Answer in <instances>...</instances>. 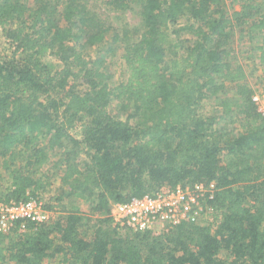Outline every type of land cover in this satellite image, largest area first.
<instances>
[{
  "label": "trees",
  "instance_id": "obj_1",
  "mask_svg": "<svg viewBox=\"0 0 264 264\" xmlns=\"http://www.w3.org/2000/svg\"><path fill=\"white\" fill-rule=\"evenodd\" d=\"M101 1L138 6L143 26L136 41L124 31L126 76L116 83L105 53L116 56L120 36L93 51L108 28L80 0H0V29L14 44L0 57V169L9 175L0 201L40 200L54 166L65 197L87 201L91 214L44 203L62 213L0 233V264H264V116L232 47L238 35L262 36L246 60L258 52L264 64V0H232L238 9L225 0ZM47 54L62 67L49 69ZM225 85L233 97L217 100ZM113 103L122 114L109 111ZM77 124L79 139L69 132ZM199 181L219 188L212 222H182L162 236L111 226V202L142 196L146 183Z\"/></svg>",
  "mask_w": 264,
  "mask_h": 264
},
{
  "label": "built area",
  "instance_id": "obj_2",
  "mask_svg": "<svg viewBox=\"0 0 264 264\" xmlns=\"http://www.w3.org/2000/svg\"><path fill=\"white\" fill-rule=\"evenodd\" d=\"M252 101L264 116V92L254 91ZM219 191L214 181L195 183H164L142 196L123 202H111V226L120 234L147 233L162 236L182 222H212V200ZM55 218L53 211L44 207L41 200L0 201V233L8 234L19 222L25 230L26 223L36 227L49 224ZM121 231H124L121 233Z\"/></svg>",
  "mask_w": 264,
  "mask_h": 264
},
{
  "label": "rangeland",
  "instance_id": "obj_3",
  "mask_svg": "<svg viewBox=\"0 0 264 264\" xmlns=\"http://www.w3.org/2000/svg\"><path fill=\"white\" fill-rule=\"evenodd\" d=\"M80 2L87 7V9L91 10L93 12V15L95 17V20L97 23H99L104 28H108V32L106 33L104 43L101 45H98L97 47L93 46L92 50L96 51L99 50L98 48H101L102 50H107L108 47L111 46V38L114 34H117L120 36L119 40L113 44V46L118 47V52L116 56L109 57V53H105L106 57V66L107 69L114 74V78L112 80L113 83H116L121 78L126 76V68L123 64V60L121 59V54L123 52V34L124 31L126 32V35L129 41H136L139 39V36L141 32L143 31L142 21L141 17L139 15V8L136 5H131L123 10H112L109 7H107L104 3H102L101 0H80ZM226 8L227 9H233L239 8V4L232 1V0H225ZM185 23V20L182 18L176 27L181 26ZM175 26L170 25V28L168 30L169 33H171L172 39L177 38L178 36L174 33ZM183 36V34H181ZM262 36L256 35V37L253 39V41L249 42L247 36L244 34L238 35L235 37L234 41L232 42V47L239 52V55L242 59V63L244 64V70L246 75V82L250 88L253 89V91L257 92H264V64L259 63L258 58H256L259 54L256 52L253 56L252 62H248L246 60L247 56L249 55L250 47H253L255 45H258L262 42ZM14 49V44L8 39V37L5 36V34L0 29V57L1 59H9L12 55ZM43 63L46 64V66L51 70H56L62 67V62L60 59H58L54 55L47 54L42 58ZM248 62V63H246ZM85 84H82L81 81L77 84V88L79 90H83L85 88ZM217 100L219 98L223 97H233V91L228 88V86H224L220 91H218L217 94ZM215 95L212 99L215 98ZM236 97V95H235ZM211 99V101H212ZM216 99V98H215ZM232 100V98H229ZM233 101V100H232ZM214 102V101H212ZM211 105H208V109L211 111L212 107ZM208 110V111H209ZM109 111L112 114L119 115L122 114L120 112L119 105L117 103H113L109 106ZM124 116V115H122ZM238 124V118L237 116H234L231 118L230 127H233ZM82 125L77 124L76 127H73L70 129V134L76 138H81L82 133ZM80 147L83 149V145L80 144ZM51 159H54L57 161L59 158L58 155L52 154ZM19 158H17L16 163H19ZM87 157L85 154H80L79 161L84 162L87 161ZM50 185H46L44 190L39 192L38 196L39 199L43 203H55L56 205H59L63 202L64 205L67 207H70V205H77L80 208V213L82 215H88L91 216L89 213L88 203L84 200H73L72 202L67 199L65 196V192L63 189L59 188V170L52 166L51 169L48 171ZM9 179V175L0 169V182L2 184H5L6 181ZM147 192L151 191L154 187L149 186V184L146 183ZM50 199V202H48V198ZM60 197L61 199L57 200V198ZM114 202V201H113ZM61 208H58V210L54 209L52 210L54 213V216L57 214L62 213L60 210ZM64 215V213H63ZM83 222L85 224L84 228L93 227V222L88 221L87 219H83ZM117 231V230H116ZM124 231H121L123 233ZM131 234V233H129ZM60 256H57L52 261L54 263L55 260H59ZM13 264V263H10Z\"/></svg>",
  "mask_w": 264,
  "mask_h": 264
}]
</instances>
